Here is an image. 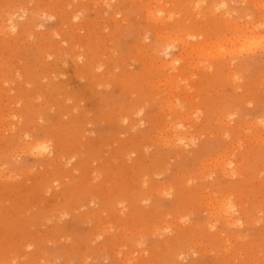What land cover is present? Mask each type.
Returning <instances> with one entry per match:
<instances>
[{
  "label": "rangeland",
  "instance_id": "1",
  "mask_svg": "<svg viewBox=\"0 0 264 264\" xmlns=\"http://www.w3.org/2000/svg\"><path fill=\"white\" fill-rule=\"evenodd\" d=\"M0 264H264V0H0Z\"/></svg>",
  "mask_w": 264,
  "mask_h": 264
},
{
  "label": "bare ground",
  "instance_id": "2",
  "mask_svg": "<svg viewBox=\"0 0 264 264\" xmlns=\"http://www.w3.org/2000/svg\"><path fill=\"white\" fill-rule=\"evenodd\" d=\"M147 10H149V14H150V16L153 17L154 14L151 12V9L148 7ZM49 15H53V13H49ZM152 19L155 20V19H157V18L154 16V18H152ZM243 30H244L243 28L240 29V31H242L243 33H246V32L243 31ZM243 37L247 38L248 36H244V35H243ZM235 38H236V37H235ZM241 39H243V38H240V39H237V40H241ZM246 42H249V43L255 44V43H256V38H250V39H247ZM168 43H169V42H168ZM182 44H183V43H182ZM183 46L185 47L186 44H183ZM221 47H223V46H221ZM191 48H192V51H196V50L202 51V46L199 47V46H195V45H193V46H191ZM163 64H164V65H168L169 63H166V62H165V63H163ZM176 137H177V139H181L180 133L177 134ZM38 146H39V144H37V145H36V144H35V145H32V143H29L26 147H27V149H29L31 152L35 153L37 156H47V154L51 151V150H49V148L44 147V149H42V148H39ZM223 172L226 173V168H224V171H223ZM212 205H213V204H212ZM230 206H232L230 203H228L227 201H224V202H222V203H219L217 206L213 207V209H217L216 212H220V211L224 212V213H223V216H225V217L227 218V221H228L230 224L235 225V224H236V221L233 220V215L231 214L230 209H229Z\"/></svg>",
  "mask_w": 264,
  "mask_h": 264
}]
</instances>
